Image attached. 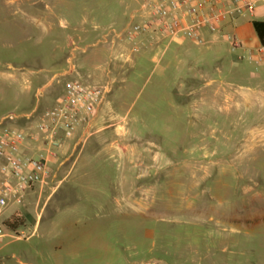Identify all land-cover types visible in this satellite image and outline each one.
<instances>
[{
  "label": "rangeland",
  "instance_id": "rangeland-1",
  "mask_svg": "<svg viewBox=\"0 0 264 264\" xmlns=\"http://www.w3.org/2000/svg\"><path fill=\"white\" fill-rule=\"evenodd\" d=\"M133 1L0 0V119L41 112L68 80L107 84L103 117L122 120L132 151L113 157L105 144L93 145L96 131L87 136L39 228L28 239L7 238L5 252L31 264H264L260 43L248 35L249 23L237 22L228 30L241 41L238 49L222 38L165 40L140 43L133 53L127 44L126 59L110 48L109 30L124 27ZM115 64L120 73L111 70ZM102 70L109 74L99 79ZM140 172L146 176L137 180ZM19 221L16 231L32 233V220Z\"/></svg>",
  "mask_w": 264,
  "mask_h": 264
},
{
  "label": "built area",
  "instance_id": "built-area-1",
  "mask_svg": "<svg viewBox=\"0 0 264 264\" xmlns=\"http://www.w3.org/2000/svg\"><path fill=\"white\" fill-rule=\"evenodd\" d=\"M260 8L263 16L257 18ZM130 18L120 30H109L112 38L132 45L130 53L139 50V38L146 34L158 33L170 42L191 39L205 44L207 41L200 36L204 29L214 35L221 34L234 50L241 47V41L226 26L233 28L232 21L237 18L264 21V0H140L139 8ZM76 48L73 45V50ZM256 57L257 61L264 62V45L257 47ZM71 71L70 68L56 74L49 84ZM107 92L106 84L87 85L77 79L68 80L56 100L41 112L37 108L30 112H10L0 119V238L20 240L32 234L9 229L6 223L22 215L17 211L5 218L6 209L21 204L26 194L48 183L51 163L59 159L64 140L73 138L81 129V144L95 131V117ZM16 121L28 125L24 127ZM14 262L31 264L18 258ZM138 264L160 262L151 258Z\"/></svg>",
  "mask_w": 264,
  "mask_h": 264
},
{
  "label": "crops",
  "instance_id": "crops-1",
  "mask_svg": "<svg viewBox=\"0 0 264 264\" xmlns=\"http://www.w3.org/2000/svg\"><path fill=\"white\" fill-rule=\"evenodd\" d=\"M139 5H140V0H134L133 1V5L131 7L130 12L128 13V16L127 17L125 16L124 26L130 22L131 14L133 13V11H135L136 9L139 8ZM83 17H84L83 14L79 15V16L76 15L72 19H69L68 22L69 23L70 22H76V21L79 22V21L83 20ZM116 19H121V18H116ZM237 22L238 23L242 22L243 27H245V26L247 27V24H245L244 22L249 23L251 25L252 29L249 30L247 28L248 35H250V37L252 39L258 40L257 37L253 38L254 29L252 26V19L251 18L250 19L249 18H238V19H234L232 21V23L234 25ZM230 28H231V25H227L225 29L228 30ZM241 34L243 35V36L241 35V38L243 40H245V37L247 34L246 35L243 33H241ZM200 36L203 39H205L207 41V43H213L216 40H219V38H222L221 34L214 35V34L209 33L205 29L201 31ZM255 36H256V34H255ZM165 40H167V42H170V41H168L167 38H165L164 36H162L158 33L146 34V35L139 38V44L140 43L141 44L142 43H148L151 46H157L159 43H161L162 41H165ZM184 40L185 39L178 40V43L182 44ZM194 42H196V41H194ZM127 44H129V43H127L126 41L119 40L116 38H112V40L110 42V48L115 50V51H120L119 56H122V55L126 56V53H124L122 51L124 48H126ZM103 55H104V53H102V54L99 53V54L91 55L90 58L92 61L93 60L99 61L102 59ZM111 70L114 71L113 73H115V72L120 73L122 68L119 65L115 64ZM64 71H66V70H64ZM71 72H70V75L72 74ZM56 74L57 73H54L52 75V77L50 78V80ZM105 74H109V73L105 70L99 71L97 77L99 79H103ZM60 93H61V90L60 91L54 90V92H52L53 96H48L45 98L44 104H43L44 107L46 108V107L50 106L56 100V98L60 95ZM32 110H30V111H32ZM8 113H10V112H8ZM7 114H5L4 116H6ZM103 115H104L103 114V108H101L97 112L96 117H95V121H94L95 131L97 132L94 134H96L97 137H96V140L93 142V145H96V147H97L99 145L105 144L106 146L104 148L113 157H119V158L123 159L124 157L129 156L132 151L130 150L127 143H124L125 140H122L126 136V133H120V131H119V128L121 127L119 125V123L122 120L114 121L112 118L103 117ZM4 116H2L1 118H3ZM10 122H13V121H10ZM16 122H20V121H16ZM21 125L22 126L24 125V127H26L28 124L24 123ZM109 128H112L113 133H102L103 131H105ZM80 132L75 133L73 138L63 141L62 145L59 148V159L57 161L51 163V177H50L48 183L46 185H44L43 187L38 188L39 190L38 191L36 190L37 193H34L35 192L34 191V192H29L28 194H26L25 198L21 204L12 205V206L8 207L4 213L5 218H9L15 212L19 211L21 213L22 217L28 218L30 221L32 220V222H33L32 230H31L32 234L39 228L40 222L43 218V214L49 208L50 201H51L53 195L55 194V192L57 191L58 185L63 181L64 178L72 175L76 169L75 167L77 166V161H76L77 156L75 158H73V157H74V154L76 153L77 149L80 146V143H79V138L81 136ZM136 164L138 165V167L141 168V170L143 169V166H144L143 162H141L139 160V163H136ZM82 166H85V165H82ZM145 176L146 175H143V173L140 172L135 177L137 180H139L140 178H145ZM50 184L52 185L50 188L51 191L44 198V201L40 203L41 195H42L41 192L43 191V189L49 188ZM139 199H141V198H139ZM31 206L34 208V212L36 213L35 215L31 211V209H32ZM58 209L60 210V207L58 208V203H57L56 206H54V209H52V210H53V212L56 213L58 211ZM30 214L32 215V218H30L31 217ZM10 242L11 241H9L6 237L0 238V264H14L15 263L14 260L16 257L14 256V254H8L7 252H5V249Z\"/></svg>",
  "mask_w": 264,
  "mask_h": 264
},
{
  "label": "trees",
  "instance_id": "trees-1",
  "mask_svg": "<svg viewBox=\"0 0 264 264\" xmlns=\"http://www.w3.org/2000/svg\"><path fill=\"white\" fill-rule=\"evenodd\" d=\"M252 26H253L254 32L257 36L259 43L264 45V21L253 20ZM21 223L22 222H20L19 219H15L13 222H7L6 225L9 229L15 230L16 227L21 225Z\"/></svg>",
  "mask_w": 264,
  "mask_h": 264
}]
</instances>
